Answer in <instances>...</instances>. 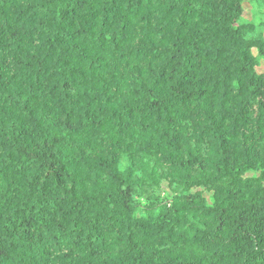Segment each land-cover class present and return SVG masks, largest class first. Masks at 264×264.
Segmentation results:
<instances>
[{
    "label": "trees",
    "instance_id": "16d2710c",
    "mask_svg": "<svg viewBox=\"0 0 264 264\" xmlns=\"http://www.w3.org/2000/svg\"><path fill=\"white\" fill-rule=\"evenodd\" d=\"M260 15L0 0V264H264Z\"/></svg>",
    "mask_w": 264,
    "mask_h": 264
},
{
    "label": "rangeland",
    "instance_id": "374dc122",
    "mask_svg": "<svg viewBox=\"0 0 264 264\" xmlns=\"http://www.w3.org/2000/svg\"><path fill=\"white\" fill-rule=\"evenodd\" d=\"M243 7H244V14H245V18L251 22H254L255 24H257L261 19V15H260V11L264 12V8L261 9H257L251 2H249L248 0H243ZM261 66L262 68H264V60L261 61ZM261 122L264 123V117H262ZM257 172H248V175H257Z\"/></svg>",
    "mask_w": 264,
    "mask_h": 264
}]
</instances>
